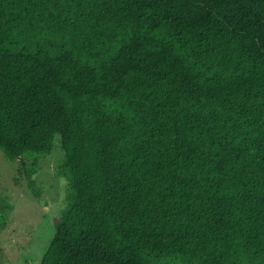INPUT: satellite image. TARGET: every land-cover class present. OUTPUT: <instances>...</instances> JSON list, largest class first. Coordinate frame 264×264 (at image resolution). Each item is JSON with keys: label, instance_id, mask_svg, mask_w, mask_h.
Returning <instances> with one entry per match:
<instances>
[{"label": "trees", "instance_id": "16d2710c", "mask_svg": "<svg viewBox=\"0 0 264 264\" xmlns=\"http://www.w3.org/2000/svg\"><path fill=\"white\" fill-rule=\"evenodd\" d=\"M0 147L62 153L39 264H264V0H0Z\"/></svg>", "mask_w": 264, "mask_h": 264}, {"label": "rangeland", "instance_id": "374dc122", "mask_svg": "<svg viewBox=\"0 0 264 264\" xmlns=\"http://www.w3.org/2000/svg\"><path fill=\"white\" fill-rule=\"evenodd\" d=\"M62 153L31 160L0 147V255L2 264H39L68 207L70 185L60 173Z\"/></svg>", "mask_w": 264, "mask_h": 264}]
</instances>
